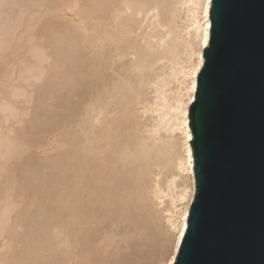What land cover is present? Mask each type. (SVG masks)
Returning a JSON list of instances; mask_svg holds the SVG:
<instances>
[{
  "label": "rangeland",
  "instance_id": "374dc122",
  "mask_svg": "<svg viewBox=\"0 0 264 264\" xmlns=\"http://www.w3.org/2000/svg\"><path fill=\"white\" fill-rule=\"evenodd\" d=\"M55 1L0 0V264H163L175 239L166 220L177 217L171 196L191 182L173 163L181 153L179 132L169 129L174 122L154 132L151 104L154 89L167 82L169 99L178 93L172 61L184 63L195 38L177 40L189 21L187 6ZM166 33L161 43L157 36ZM161 54L168 58L154 64ZM156 73L158 84L151 82ZM163 164L159 178L151 175ZM67 199L82 200L98 217L88 226L95 230L91 255L77 252L63 227Z\"/></svg>",
  "mask_w": 264,
  "mask_h": 264
},
{
  "label": "water",
  "instance_id": "95a60500",
  "mask_svg": "<svg viewBox=\"0 0 264 264\" xmlns=\"http://www.w3.org/2000/svg\"><path fill=\"white\" fill-rule=\"evenodd\" d=\"M189 109L196 194L174 264H264V0H213Z\"/></svg>",
  "mask_w": 264,
  "mask_h": 264
},
{
  "label": "bare ground",
  "instance_id": "6f19581e",
  "mask_svg": "<svg viewBox=\"0 0 264 264\" xmlns=\"http://www.w3.org/2000/svg\"><path fill=\"white\" fill-rule=\"evenodd\" d=\"M57 1V0H56ZM55 1V2H56ZM73 1V0H72ZM124 1V0H122ZM139 1V0H138ZM212 1L211 0V3L210 5L208 6V15L207 17L205 18V15H204V2L205 0H177L176 1V5L178 4V6H187L185 9L187 11H185L186 13V18L189 19V21H187V24L183 27L182 31L180 32V34H178V38L177 40L180 41V39L183 38V41L186 40V43H188L189 40H187L186 36H190L191 34H195V38L191 41L192 43L190 44H193V46H189L191 47V49L189 50V52L187 54V59H185L186 61L184 63H181L179 64L178 62H175L177 60L174 59V62L172 61L173 65H174V69H177L175 70L174 72V75L173 76H177L179 77V79L181 78V80H179L177 83H178V87H177V91L178 93L176 94V96H174L172 98V100H170L169 98V95H170V92L171 90H173V88L171 89L170 88V83H169V87H168V82L165 83L166 85H164L162 88H155V95H154V102L151 104V109L153 108L154 111H157L156 115H157V121L156 123L153 125V130L154 132L158 130V128L161 126H163L164 123H169L170 121H173L174 123H171L170 124V131L173 133L175 130H177L179 132V135H178V139L180 140V147H181V153L176 155L175 158H174V162L175 165H176V168L179 169V171L181 172V174L184 172L186 173V175L188 174L189 178H190V182H191V185H184L185 187L179 192L177 193L176 195L174 196H171V206L173 207L172 209L175 210V213L177 216L175 219L176 221L172 220V215H171V218L169 216L167 222H170V224L172 225L171 227L174 228V231H175V239H174V243H173V250L171 252V254H169V257L166 258L167 260L163 263V264H174L175 260H176V256H177V253L179 251V247H180V244L182 242V239L185 235V232H186V229H187V225H188V218H189V215H190V209H191V205H192V202L194 200V197H195V194H196V181H195V175H194V157H193V150H192V146H191V140H192V131H191V128H190V125H189V109H190V106L192 105L193 101L195 100V93H196V88H197V79H198V73H196V76H195V84H196V88H195V91L193 92L191 90L192 88V80H193V76H192V73H193V69L196 67L197 64L200 63V61L202 60L204 62V55H203V51L204 49L207 47L206 46H203L202 44V41H203V35H204V32L207 31L208 33V37H209V31H210V26H211V19H210V9H211V5H212ZM117 2V1H116ZM121 2V1H120ZM137 2V1H135ZM145 2V1H144ZM67 3V2H66ZM141 3V2H140ZM138 4V3H137ZM146 3H144V6H145ZM66 5V4H65ZM75 5V4H74ZM124 5V4H123ZM175 5V8L177 7ZM142 6V5H141ZM150 6V5H149ZM165 6V5H164ZM163 6V7H164ZM184 6V7H185ZM66 7V6H65ZM154 7V6H153ZM152 7V8H153ZM158 7V6H157ZM167 7V6H166ZM165 7V8H166ZM121 7H119L120 9ZM142 8V7H141ZM156 8V6H155ZM164 8V9H165ZM180 8V7H179ZM178 7L176 9H179ZM149 8H147L148 10ZM160 9V8H159ZM181 9V8H180ZM137 10H139V8H137ZM145 10V8H144ZM153 10V9H151ZM156 10V14H157V9ZM87 11V10H86ZM85 11V12H86ZM175 11V10H174ZM119 12V11H118ZM132 12V11H131ZM141 12V9L140 11L138 12L140 14ZM143 12V11H142ZM141 12V13H142ZM177 13V11H175ZM173 12V14L175 13ZM120 13V12H119ZM79 14V11L78 13ZM83 13H81L82 15ZM172 14V13H171ZM182 14V13H181ZM80 15V16H81ZM85 16V14H84ZM176 16V15H175ZM89 17V16H88ZM116 17V16H115ZM155 17V16H154ZM171 17V16H170ZM169 17V18H170ZM173 17V15H172ZM178 17V16H177ZM92 18V17H91ZM159 18V17H158ZM167 18V17H166ZM165 18V19H166ZM93 19V18H92ZM175 17H174V21H175ZM186 19V20H188ZM69 20V19H67ZM168 20V19H166ZM170 25L173 24L172 23V20H168ZM47 22V21H46ZM60 22V21H59ZM159 22V20H158ZM157 22V23H158ZM62 23V22H61ZM65 23V22H64ZM161 22H159L158 24H160ZM162 23H164L162 21ZM161 23V24H162ZM168 24V22H166ZM165 23V24H166ZM175 23V22H174ZM87 24V23H86ZM92 24V23H91ZM160 24V25H161ZM165 24H162V26H159L160 28H164L166 27ZM166 24V25H167ZM76 25V24H75ZM88 25V24H87ZM98 25V24H97ZM60 26V25H59ZM168 27V25H167ZM173 29H175L174 27L175 26H169ZM80 28V27H79ZM78 28V29H79ZM161 28V29H162ZM104 29V28H103ZM167 29V28H166ZM165 29V31H166ZM172 29V30H173ZM71 30V29H70ZM164 30V29H162ZM181 30V29H180ZM79 32V31H78ZM176 32V31H175ZM171 33V31L169 32ZM173 33V31H172ZM178 33V32H176ZM168 33L166 34H163V35H160V36H157L158 40H162L163 37L165 38L167 36ZM81 35V34H80ZM111 37V36H110ZM168 37H169V34H168ZM91 37H89L90 39ZM99 38V37H98ZM156 38V36L154 37ZM153 38V39H154ZM97 40V39H96ZM145 40V39H144ZM174 40V39H173ZM163 41V40H162ZM162 41H160L162 43ZM182 41V42H183ZM189 41V42H190ZM92 42V41H91ZM145 42V41H144ZM158 44V42H156ZM80 44V43H79ZM145 44V43H144ZM189 44V45H190ZM96 45V43H95ZM147 45V44H146ZM149 45V44H148ZM159 45V44H158ZM161 45V44H160ZM183 46V45H182ZM160 47V46H159ZM187 47V46H186ZM58 49V48H57ZM146 49V47H145ZM147 50V49H146ZM177 50V49H176ZM181 50V49H180ZM155 51V50H154ZM150 52V51H149ZM150 53H154V52H150ZM159 53V52H158ZM157 53V54H158ZM176 53V52H175ZM59 54V53H58ZM144 54V53H143ZM156 54V53H155ZM154 54V55H155ZM181 56H184V55H181ZM140 57V56H139ZM177 57V56H176ZM179 57V56H178ZM177 57V58H178ZM164 58H168V57H165V55L163 56L162 54L159 55V56H156L155 59L153 58V63L156 64L158 63L159 61L163 60ZM170 59V58H169ZM173 59V58H172ZM182 59V58H181ZM149 60V59H148ZM170 62V61H169ZM180 62V61H179ZM171 63V62H170ZM175 64L177 65L175 67ZM147 65V64H146ZM145 65V66H146ZM171 65V66H173ZM160 66V65H159ZM203 66V63L200 65V70ZM172 69V67H170ZM158 69V68H157ZM156 69V70H157ZM171 69H167L168 72L171 71ZM174 70L171 71V73H173ZM166 72V73H168ZM165 73V75H166ZM146 75V74H145ZM162 76V73H156V75H153L152 78H151V82H154L156 84L158 78L160 79V77ZM167 76H171L170 73L169 75ZM141 78V77H140ZM143 78V77H142ZM165 78V77H164ZM170 78V77H169ZM146 79V78H145ZM162 79V78H161ZM171 79H172V76H171ZM176 80V78H173ZM172 79V80H173ZM124 80V79H123ZM148 80V79H147ZM165 80V79H164ZM170 80V79H169ZM168 80V81H169ZM143 81V80H142ZM149 81V80H148ZM150 82V83H151ZM160 82H163V81H160ZM159 82V83H160ZM170 82V81H169ZM153 83V84H154ZM152 86L154 87L155 85ZM158 84V82H157ZM173 84V83H172ZM147 87V86H146ZM161 87V86H160ZM123 88V86H122ZM149 88V87H148ZM121 89V88H120ZM138 89V87H137ZM175 89V88H174ZM149 90V89H148ZM153 90V92H154ZM173 92V91H172ZM176 92V91H175ZM40 94V93H39ZM42 95V94H40ZM39 97H42L40 96ZM110 96V95H109ZM117 96V95H115ZM139 96V95H137ZM108 100V99H107ZM106 100V101H107ZM122 100V99H121ZM146 100V99H145ZM103 101V100H102ZM111 101V100H110ZM104 102V101H103ZM112 102V101H111ZM144 102H147L144 101ZM143 103V102H142ZM138 105V104H137ZM142 106V105H140ZM145 106V105H144ZM143 106V107H144ZM148 109V108H146ZM138 110V109H137ZM141 110V109H139ZM94 111V110H93ZM101 111V110H100ZM142 111V110H141ZM149 111V109H148ZM153 111V112H154ZM108 112V111H107ZM152 113V111H150ZM101 113V112H100ZM185 113H187V115H185ZM82 114V113H81ZM84 114V113H83ZM94 114V113H93ZM147 114V113H146ZM90 116V115H89ZM106 116V115H105ZM84 117V116H83ZM156 117V116H155ZM96 118V117H95ZM107 118V117H106ZM81 119V118H80ZM79 119V120H80ZM100 119V118H98ZM97 119V120H98ZM146 119V118H145ZM75 120V119H74ZM93 120V119H92ZM96 121V119H94ZM93 120V121H94ZM132 120V119H131ZM127 121V120H126ZM108 122V121H107ZM74 123V122H73ZM153 123V121H152ZM131 124V123H130ZM173 124V126H171ZM134 125V123H133ZM146 125V124H145ZM152 125V124H151ZM115 126V125H114ZM167 126V124H166ZM91 127V126H90ZM94 127V126H93ZM138 127V126H137ZM164 127V126H163ZM140 128V127H139ZM108 129V128H107ZM147 128H145L146 130ZM151 129V128H150ZM76 130V129H75ZM140 130V129H139ZM149 131V130H147ZM79 132V131H78ZM169 132V131H168ZM170 132V133H171ZM68 133V132H67ZM143 133V132H142ZM171 133V134H172ZM100 134V133H99ZM153 134V133H152ZM169 134V133H168ZM67 135V134H66ZM79 135V134H78ZM96 135V134H95ZM103 136V134H102ZM191 136V139H188V137ZM81 137V136H80ZM97 137V136H96ZM95 137V138H96ZM153 137V136H152ZM173 137V136H172ZM68 138V137H67ZM83 138V137H82ZM85 138V137H84ZM71 139V138H70ZM102 139V138H101ZM125 139V138H124ZM123 139V141H124ZM74 140V139H73ZM82 140V139H80ZM158 141V140H157ZM87 142V141H86ZM172 142H173V139H172ZM70 143V142H69ZM83 142H80V144H82ZM85 143V142H84ZM83 143V144H84ZM90 143V142H89ZM93 143V142H92ZM167 143V142H166ZM169 143V142H168ZM96 144V143H95ZM91 145V146H97L98 143L96 145ZM146 144V143H145ZM145 144H144V147H145ZM148 144V143H147ZM154 144V143H153ZM171 144V143H170ZM71 145V144H70ZM85 145V144H84ZM109 145V144H108ZM101 146V145H100ZM172 146V145H171ZM126 147V146H125ZM167 147V146H166ZM86 148V147H85ZM103 149V147H101ZM109 148V147H108ZM100 149V148H99ZM89 150V149H88ZM104 150V149H103ZM124 150V149H123ZM129 150V148H128ZM168 150V149H167ZM79 152V151H78ZM134 152V151H133ZM145 152V151H144ZM160 152V151H159ZM111 153V152H110ZM124 153V152H122ZM166 153V152H165ZM189 153L191 154V164L189 166ZM98 154V153H97ZM93 155V154H92ZM106 155V154H105ZM145 155V154H144ZM175 155V154H174ZM104 157V156H103ZM102 159V157H100ZM104 159V158H103ZM131 159V158H130ZM147 159V157L145 158ZM159 160V158H158ZM171 160V159H170ZM173 160V159H172ZM107 161V160H106ZM36 162V161H35ZM144 162V161H143ZM166 162V161H165ZM168 162H170L168 160ZM137 163V162H136ZM167 163V162H166ZM104 164V163H103ZM154 164V163H153ZM170 164V163H169ZM168 164V165H169ZM39 165V164H38ZM147 165V164H146ZM160 165V163H159ZM173 165V164H172ZM136 166V165H135ZM155 166V165H154ZM164 166L161 165V166H157L156 165V168H157V171L156 172H153L151 173V175L153 176H156L157 178H159V175H160V169H163ZM170 166V165H169ZM174 166V165H173ZM106 167V166H105ZM141 167V166H140ZM175 167V166H174ZM107 168V167H106ZM143 168V167H142ZM99 169V168H98ZM147 169V168H146ZM177 169V170H178ZM101 172V171H100ZM147 172V170H146ZM151 172V171H150ZM27 173V172H26ZM148 173V172H147ZM32 174V173H31ZM78 174V173H77ZM87 174V173H86ZM149 174V173H148ZM147 174V175H148ZM25 175V174H24ZM126 175V174H125ZM149 175V176H151ZM162 175V174H161ZM21 176V175H20ZM122 176V175H121ZM127 176V175H126ZM170 176V175H169ZM167 176V180L165 179L167 185V189H170L172 186H174L173 184H175V181H176V177L174 176V173L173 175L171 174V176L169 177ZM153 180V179H152ZM78 181V180H77ZM144 181V180H143ZM147 182V181H146ZM154 182V181H153ZM25 183V182H24ZM23 183V184H24ZM59 183V182H58ZM76 183V182H75ZM85 183V182H84ZM125 183H127L125 181ZM149 184V183H148ZM151 184H153L151 182ZM112 185V184H111ZM146 185V183H145ZM188 185V186H187ZM147 186V185H146ZM30 187V186H29ZM131 187V186H130ZM152 189L154 187H157V189L155 188V192L151 189L152 192H154V195L159 198L161 195H164V192L163 190L161 189V186H160V182L159 180H156L154 182V186H151ZM18 188V187H17ZM147 188L149 189V186H147ZM172 189V188H171ZM30 191V190H29ZM97 191V190H96ZM121 191V190H120ZM127 191V190H126ZM36 192V191H35ZM132 192V191H131ZM140 192V191H139ZM124 193V192H123ZM125 194V193H124ZM150 194V193H149ZM28 195V194H27ZM73 195V194H72ZM131 195V194H130ZM123 196V195H122ZM140 197V196H139ZM54 198V197H53ZM123 198V197H122ZM138 198V197H137ZM142 198V197H141ZM140 198V199H141ZM88 199V198H87ZM139 199V198H138ZM99 198L97 200V202H99ZM122 200V199H121ZM135 200V199H134ZM82 200H78L76 203H72L69 199H67V202H66V208H65V219H64V222H63V227L67 230V236L69 238H72L74 242V249H78L76 250L77 252H82L86 255H91L93 254V251H94V248L92 246V242H93V238L95 236V230L91 229L89 226V224L91 223V221H95L98 217L95 216V212H93L92 210H90V208L86 205H83L81 203ZM181 204L180 207L177 208L178 204ZM117 204V203H116ZM42 205V204H41ZM91 205V204H90ZM127 205V204H126ZM136 205V204H135ZM134 205V206H135ZM128 209H129V205H128ZM169 212V214H171L172 212L171 211H167ZM113 214V212H112ZM185 214H187V219H182V217L185 216ZM78 215V216H77ZM22 216V215H21ZM72 216H74L75 218H78L77 220L76 219H73ZM87 217V219L85 218ZM117 217V216H116ZM80 218V219H79ZM15 218H13V221H16V219L14 220ZM19 220V219H18ZM20 221V220H19ZM90 221V222H89ZM1 223V222H0ZM14 225V224H12ZM1 226V225H0ZM17 226V225H16ZM3 228V227H2ZM12 228V227H11ZM19 229V228H18ZM48 229V228H47ZM183 230L184 232V235L183 237H179V232ZM11 231V230H10ZM14 231V230H13ZM58 231V230H57ZM35 233V232H34ZM57 233V232H56ZM59 233V232H58ZM63 236V235H61ZM11 237V236H10ZM12 238V237H11ZM30 238V237H29ZM63 240V239H62ZM9 241V240H8ZM49 241V240H48ZM53 242V241H52ZM69 242V241H68ZM58 245V244H57ZM56 246V245H55ZM96 247V246H95ZM96 251V250H95ZM71 254V253H70ZM83 254V255H84ZM14 257V256H13ZM15 258V257H14ZM56 258V257H55Z\"/></svg>",
  "mask_w": 264,
  "mask_h": 264
},
{
  "label": "snow or ice",
  "instance_id": "6c2138e0",
  "mask_svg": "<svg viewBox=\"0 0 264 264\" xmlns=\"http://www.w3.org/2000/svg\"><path fill=\"white\" fill-rule=\"evenodd\" d=\"M211 3V0H205L204 2V15H205V18L207 17L208 15V6L210 5ZM208 43V33L207 31L204 32V35H203V41H202V44L203 46H206ZM203 63V61L201 60L199 64L196 65V67L193 69V73H192V76H193V80H192V88L191 90L194 92L195 91V88H196V84H195V76H196V73H198L200 71V65ZM185 115H187V113H185ZM188 139H191V136L188 137ZM191 164V154L189 153V166ZM182 219H187V214H185L184 217H182ZM184 235V232L183 230H181L179 232V237H183Z\"/></svg>",
  "mask_w": 264,
  "mask_h": 264
}]
</instances>
